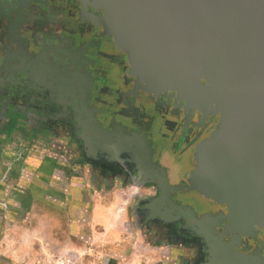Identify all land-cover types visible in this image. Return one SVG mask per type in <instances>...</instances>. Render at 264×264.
I'll return each mask as SVG.
<instances>
[{"label":"flooded vegetation","instance_id":"af4514ba","mask_svg":"<svg viewBox=\"0 0 264 264\" xmlns=\"http://www.w3.org/2000/svg\"><path fill=\"white\" fill-rule=\"evenodd\" d=\"M103 15L92 0H0V121L5 125L3 104L12 102L20 127L36 141H65L98 191H113L116 180L124 192L152 190L150 201L130 210L137 227L156 241L195 248L185 264H216L220 257L191 225L207 216L213 235L232 243L224 230L227 207L186 190L154 200L187 184L195 150L216 130L220 114L196 109L174 90L146 91L127 53L100 24ZM7 82L15 94L1 103ZM235 244L241 254L264 258L263 230Z\"/></svg>","mask_w":264,"mask_h":264},{"label":"water","instance_id":"95a60500","mask_svg":"<svg viewBox=\"0 0 264 264\" xmlns=\"http://www.w3.org/2000/svg\"><path fill=\"white\" fill-rule=\"evenodd\" d=\"M92 5L103 11L100 24L127 53L146 91L174 90L196 109L220 114L216 130L195 150L187 184L164 190L154 202L186 190L226 206L230 224L224 230L232 243L213 235L207 216L191 227L208 252L220 257L216 264H264L235 244L264 231V0H92ZM3 116L5 131L21 129L10 110Z\"/></svg>","mask_w":264,"mask_h":264},{"label":"rangeland","instance_id":"374dc122","mask_svg":"<svg viewBox=\"0 0 264 264\" xmlns=\"http://www.w3.org/2000/svg\"><path fill=\"white\" fill-rule=\"evenodd\" d=\"M5 128L4 122L0 121V151L4 150L5 156L0 161V264H154L150 256L145 257V251L153 253L152 257L162 264L192 261L197 251L189 247L191 245H172L166 239L156 241L146 237L145 234H149L147 230L139 229L133 215L129 216L140 201H150L152 190L142 188L137 194L138 188L132 187L124 192L120 181L116 180L114 193L107 195L94 189L87 168L80 174L68 153L72 148L65 141H61L58 151L49 142L35 141L29 131L27 135V128L19 131H5ZM13 139H20L24 151L19 154L11 152ZM10 155L12 157L7 158ZM29 161L38 162L40 166L28 173ZM42 166L50 172L44 179L34 175ZM62 186L69 192L80 190L79 196L84 203L92 201L93 205L118 206L116 217H121L129 227L128 233L121 234V246L118 243L114 247L109 246L110 249L100 250L104 244L99 240L106 232L103 230L93 234L95 241L66 242L70 236L71 219L62 208L65 197ZM70 194L71 205H75V195ZM151 232L154 233L153 230ZM126 238H129V244L123 240ZM67 244L72 247L66 248ZM108 251H115L116 258H111ZM164 257L170 261L166 262Z\"/></svg>","mask_w":264,"mask_h":264},{"label":"crops","instance_id":"0c3cea01","mask_svg":"<svg viewBox=\"0 0 264 264\" xmlns=\"http://www.w3.org/2000/svg\"><path fill=\"white\" fill-rule=\"evenodd\" d=\"M4 72L5 71L3 70V64L0 63V73L4 74ZM1 81H2L1 83H3L5 80L1 79ZM14 90H15V86L13 85V83L7 82L3 84L1 88V91H2L1 103L5 102L6 98H8V101H10V99L13 98V95L15 94ZM12 105H13L12 102L11 103L7 102L6 104H3L4 108H3L2 114L7 113L9 110L13 114L14 112L11 110ZM2 118L4 119V116H2ZM12 123H17V126L19 125V120L16 119L15 113H14ZM18 128H22L23 130H25L24 128H27V127H25V125L24 127H20L19 125ZM26 130L28 131V129ZM11 141L14 147L13 149H11V152L13 151L12 152L13 154H19L21 153V150L24 151V148L22 147V144L20 143V139H17V140L13 139ZM52 143H55V144H52ZM50 144L53 145L54 148H56L58 151H59L58 148H61V145H62L61 140H55V141L53 140L52 142H50ZM2 148L5 149L4 147ZM3 151L4 150L2 149L0 151V161L5 157L2 153ZM11 157L12 156L10 155L7 158H11ZM38 164H39L38 162L34 163V161L32 162L29 161V163L27 164L28 170L26 172L29 173L31 172L32 169L34 170L37 166H40ZM39 172L37 174L35 173L34 175H36L35 177L38 176L37 178H42V179H44V176H46V174L50 173L48 169L43 166ZM60 175L61 173H59L58 176L60 177ZM62 192L65 195L63 199V203H62V208L64 209L65 214L68 215L71 219V222L69 223L71 234L69 233L70 235L68 238L69 242L66 241L67 243H70V241H74L79 244L80 242H89L94 238L93 234H95L98 230H103L106 232L104 233V235H102L103 237H101L99 240L100 242L104 244V245H101L102 247H99L100 250H106L108 248L110 249L111 247L109 246L114 247L115 245H118V243H119L118 246H121V243H120L122 241L121 234L122 232L128 233L129 227H128V224L123 219H121V217L120 218L116 217L118 213L116 210L118 207L117 205H110V204H105V205L94 204L93 205L92 201L90 203L88 202L84 203L82 202V199H80L81 196L79 195L81 194V191L78 189L74 190L73 192H69L67 189H64V191L62 190ZM70 193H73L75 195L74 197L75 205H71V201L69 198L70 197L69 195H71ZM103 193H106L108 195L110 193H114V190L112 192L106 191ZM77 200H79V202ZM95 240L96 239H93V241ZM123 240H126L129 244V238H126ZM141 240L143 241V239ZM67 245H66V248L72 247L70 245L68 246ZM73 248L76 249V246H74ZM122 250L125 251V248L122 247ZM110 251H108L110 253L108 255L111 258L115 259L116 258L115 251H112V252ZM144 253H145V257L150 256V260H153L154 264H162V262H160L159 260L157 261L156 259L152 257L153 253H146V251Z\"/></svg>","mask_w":264,"mask_h":264},{"label":"built area","instance_id":"2783aa9c","mask_svg":"<svg viewBox=\"0 0 264 264\" xmlns=\"http://www.w3.org/2000/svg\"><path fill=\"white\" fill-rule=\"evenodd\" d=\"M170 256H171V255H170ZM164 258H165V257H164ZM165 261H166V262H169L170 260H169V258H165Z\"/></svg>","mask_w":264,"mask_h":264}]
</instances>
